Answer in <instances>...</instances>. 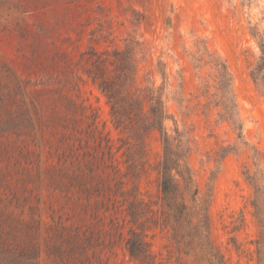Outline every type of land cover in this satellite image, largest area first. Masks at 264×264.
Instances as JSON below:
<instances>
[{
  "label": "rangeland",
  "instance_id": "obj_1",
  "mask_svg": "<svg viewBox=\"0 0 264 264\" xmlns=\"http://www.w3.org/2000/svg\"><path fill=\"white\" fill-rule=\"evenodd\" d=\"M262 42L264 0H0V264H140L131 229L153 264H264ZM127 43V91L159 90L210 254L162 200L159 132L136 109L116 127L85 72Z\"/></svg>",
  "mask_w": 264,
  "mask_h": 264
},
{
  "label": "trees",
  "instance_id": "obj_2",
  "mask_svg": "<svg viewBox=\"0 0 264 264\" xmlns=\"http://www.w3.org/2000/svg\"><path fill=\"white\" fill-rule=\"evenodd\" d=\"M132 46L126 44L123 50H113L108 63L100 55L93 56L90 66L85 70L86 74L97 84L99 89L106 95L110 104V112L116 127L128 128L127 119L133 109L138 110L137 115L141 118L139 127L142 132L156 129L159 132L162 144V156L158 162L159 190L166 208L175 222L176 227L193 226L198 241H202V247L210 254L204 246L201 238L199 225L201 219L195 224L192 221V212L183 197V193L189 196L193 203L197 189L192 175L186 164V152L182 142L177 137H171L165 126L168 117L159 90L154 87H145L132 93L127 91V86L132 79L134 63L131 57ZM108 64H115L110 69ZM251 76L256 82H264V42L261 43V55L257 64L251 70ZM147 101L148 110L142 112L143 104ZM129 254L137 259L140 264H153L148 243L143 239L141 233L131 229L126 241ZM222 264V263H221Z\"/></svg>",
  "mask_w": 264,
  "mask_h": 264
}]
</instances>
